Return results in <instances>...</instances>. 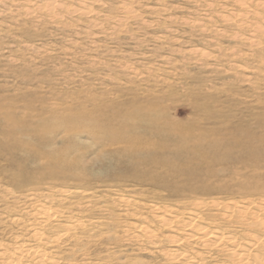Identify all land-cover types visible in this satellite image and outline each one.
I'll return each mask as SVG.
<instances>
[{
  "label": "rangeland",
  "instance_id": "obj_1",
  "mask_svg": "<svg viewBox=\"0 0 264 264\" xmlns=\"http://www.w3.org/2000/svg\"><path fill=\"white\" fill-rule=\"evenodd\" d=\"M39 204L45 264H172L153 208L264 222V0H0V244Z\"/></svg>",
  "mask_w": 264,
  "mask_h": 264
},
{
  "label": "bare ground",
  "instance_id": "obj_2",
  "mask_svg": "<svg viewBox=\"0 0 264 264\" xmlns=\"http://www.w3.org/2000/svg\"><path fill=\"white\" fill-rule=\"evenodd\" d=\"M122 3L125 4V2ZM52 5V1L47 3L49 8ZM78 9L85 13L87 8L85 5H82ZM260 209L263 210V208ZM193 210H195V208ZM247 210L249 209L245 205L233 209V211H238L239 214L242 213V215H246L245 212ZM189 211L190 212L187 213V217L182 219L181 213L177 211L169 210L161 213L158 208H153V210H151V214H153V218L156 219L158 226L161 228L166 227L174 234L181 236L178 238L172 237L173 240L171 242L174 245L173 248H177L173 249L171 254H168L169 256L171 255L170 260L173 261L172 264H176V262L181 259L185 262V264H208L210 258L206 255L210 253L208 249L211 247L215 248L217 246L220 249H226L227 252L226 263L221 264H264V259L258 251L260 250L264 252V235H260L256 231L257 227L262 231L264 230V222L257 219L256 213L255 215H251L250 218L247 215L249 220L245 218L246 230L241 235L235 234L232 231H224L217 224L214 225L211 222L205 221L204 218L202 219L199 213L191 210ZM30 215H32L34 220L37 221L38 226L37 227L33 223L30 225L35 245H30L26 243L25 240L22 241L21 239H19V242L17 241L16 244L12 246L13 248L10 247V249H6V246L4 247L0 244V264H43L46 262L47 251H45L43 247L38 244L42 242L43 232L41 231V227L57 219L59 217V212L56 210L54 211L48 205L39 204L36 205L34 211ZM262 219L264 220V218ZM138 220L136 221L140 223L132 224L133 227L136 228V232L152 236L154 230H151L149 226L145 224L147 222L146 218L141 217L138 218ZM173 222H176V224L172 225ZM241 226L244 227V225ZM192 240L198 241L200 246H202L204 250H207L205 255L203 253H197L190 256V253L188 255L185 251L179 250V247L183 242H191ZM48 243L49 241L43 242L45 246H49ZM49 263L59 264L54 259H52Z\"/></svg>",
  "mask_w": 264,
  "mask_h": 264
}]
</instances>
